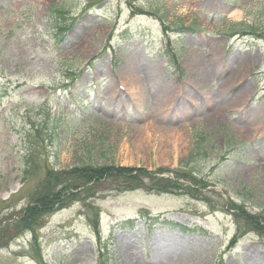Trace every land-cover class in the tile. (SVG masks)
I'll return each instance as SVG.
<instances>
[{
  "label": "rangeland",
  "instance_id": "rangeland-1",
  "mask_svg": "<svg viewBox=\"0 0 264 264\" xmlns=\"http://www.w3.org/2000/svg\"><path fill=\"white\" fill-rule=\"evenodd\" d=\"M89 163L205 184L107 177L18 230L50 170ZM229 200L264 213V0H0V264H264Z\"/></svg>",
  "mask_w": 264,
  "mask_h": 264
},
{
  "label": "trees",
  "instance_id": "trees-1",
  "mask_svg": "<svg viewBox=\"0 0 264 264\" xmlns=\"http://www.w3.org/2000/svg\"><path fill=\"white\" fill-rule=\"evenodd\" d=\"M109 164H83L75 165L69 170H50L47 173V181L43 187L35 192L26 206L21 211V216L18 222L21 228L18 229L23 232L26 229L33 230L36 235V225H40L42 216H46L50 212L54 211L57 207L64 206L65 200L74 198L77 195L74 187L86 186L90 183H99L107 177L118 179V189L122 190L124 187L128 189H136L140 187L148 188L149 190H156L158 192H179L177 189H198L199 185L205 184L203 180L192 178L189 182H186L176 173H170L168 168L159 167L154 170L147 169L146 167L137 166H124ZM162 173V174H161ZM170 173V174H169ZM146 179L149 183L146 182ZM157 181V182H156ZM163 181V182H159ZM48 182V183H47ZM186 182V183H185ZM86 184V185H85ZM88 187H90L88 185ZM230 208L233 209L232 213L238 223L239 231H254L264 238V213L250 210L244 203H237L229 200ZM148 210H142L140 212L141 217L149 215ZM17 220V219H16ZM15 220V221H16ZM169 226L177 227L179 229L188 230V228L172 220H162ZM160 222L161 219L158 216H154L152 223ZM97 223V221H96ZM126 223H134V220H128ZM123 225V226H124ZM133 225V224H132ZM2 228H0L1 231ZM19 233V232H18ZM3 239H7L4 243L9 241L12 236H7V231L3 230L0 233ZM240 236L237 233L233 238L235 243ZM44 260L40 259L41 264H45Z\"/></svg>",
  "mask_w": 264,
  "mask_h": 264
},
{
  "label": "bare ground",
  "instance_id": "bare-ground-1",
  "mask_svg": "<svg viewBox=\"0 0 264 264\" xmlns=\"http://www.w3.org/2000/svg\"><path fill=\"white\" fill-rule=\"evenodd\" d=\"M144 128H145V127H144ZM144 128H143V129H144ZM145 130H146V128H145ZM171 131H172V133H173L172 136H171V139L176 140V137H177L176 134L174 133L173 130H171ZM177 138H178V137H177Z\"/></svg>",
  "mask_w": 264,
  "mask_h": 264
}]
</instances>
